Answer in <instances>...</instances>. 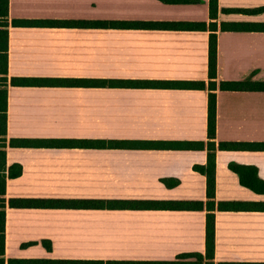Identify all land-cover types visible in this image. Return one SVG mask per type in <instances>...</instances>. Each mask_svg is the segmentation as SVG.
I'll list each match as a JSON object with an SVG mask.
<instances>
[{"label":"crops","instance_id":"obj_1","mask_svg":"<svg viewBox=\"0 0 264 264\" xmlns=\"http://www.w3.org/2000/svg\"><path fill=\"white\" fill-rule=\"evenodd\" d=\"M264 0H9L6 197L203 200L196 170L204 148L161 141L209 136L211 89L145 85H18L13 77L205 80L211 22L218 24L216 142H264V89H223L224 80L264 81V31L222 22H264ZM225 9H233L225 11ZM205 22L207 29L23 24L16 20ZM4 24H6L4 26ZM3 82L0 73V89ZM4 87V86H3ZM14 138L34 145H12ZM49 139H105L103 144ZM47 140V141H45ZM1 148V147H0ZM243 177L262 181L256 188ZM169 182V183H168ZM216 198L264 201V149H217ZM202 209L6 207L7 258L173 260L206 251ZM52 243V249L44 244ZM216 262H264V210H216Z\"/></svg>","mask_w":264,"mask_h":264},{"label":"trees","instance_id":"obj_2","mask_svg":"<svg viewBox=\"0 0 264 264\" xmlns=\"http://www.w3.org/2000/svg\"><path fill=\"white\" fill-rule=\"evenodd\" d=\"M263 7L254 9H240L244 12H258ZM211 16L215 18L218 12V0H210ZM233 9H225L231 11ZM0 13L6 16L9 13V0H0ZM16 23L23 24H49V25H67V26H135V27H166V28H184V29H207L205 22H178V21H126V20H86V19H67V20H29L20 19ZM6 24H4L5 26ZM221 28L224 30H262L264 31V22H222ZM210 52H209V76L210 81L205 80H138V79H108V78H75V77H13L11 82L18 85L32 84H52V85H145V86H180L211 89L209 96V136L210 141L206 144L204 141H161V145L180 148H204L207 145L209 149L208 162L206 164H196V170L207 176V196L203 200H150V199H86V198H36V197H6V180L8 176H17L22 172L20 164L15 163L10 166L9 172H6V151L3 148L5 142L0 148V264H264V262H216L214 260L216 243V210H264V201H244L228 200L220 201L216 198V151L217 149H264V142H246V141H220L216 142L217 135V95L215 90L218 87V24L211 22L210 25ZM8 50L9 37L8 29L4 27L0 33V73L3 86L0 89V140L5 141L7 126V74H8ZM223 89H264V81L245 80H224L220 82ZM47 141V140H45ZM49 142L88 144L95 142L104 144L105 139H49ZM44 142L35 139L14 138L12 145H34ZM231 167L239 172L242 183L256 188V184L262 183L257 178L256 169H254L255 179L246 180L241 172V166L231 164ZM169 183V182H168ZM98 207V208H168V209H202L207 207L206 223V251L203 252H183L177 255L173 260H112V259H63V258H7L6 257V207ZM44 244L52 249V243L45 240Z\"/></svg>","mask_w":264,"mask_h":264}]
</instances>
